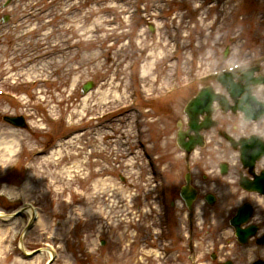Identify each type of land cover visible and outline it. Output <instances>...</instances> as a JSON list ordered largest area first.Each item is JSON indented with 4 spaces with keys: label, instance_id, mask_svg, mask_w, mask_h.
Returning <instances> with one entry per match:
<instances>
[{
    "label": "rangeland",
    "instance_id": "obj_1",
    "mask_svg": "<svg viewBox=\"0 0 264 264\" xmlns=\"http://www.w3.org/2000/svg\"><path fill=\"white\" fill-rule=\"evenodd\" d=\"M4 1L0 85L16 99H0V118L23 116L28 128L0 120V135L14 131L19 142L0 163V264H46L47 253L26 258L34 250L51 252L53 264H132L141 252L128 222L139 233L150 225L141 196L152 171L172 183L180 170L174 135L185 85L264 54V0ZM49 76L51 84L31 85ZM177 78L183 89L159 100ZM88 81L95 89L81 98ZM133 92L134 107L95 120L126 107ZM26 206L38 216L27 234L25 213L5 218Z\"/></svg>",
    "mask_w": 264,
    "mask_h": 264
},
{
    "label": "flooded vegetation",
    "instance_id": "obj_2",
    "mask_svg": "<svg viewBox=\"0 0 264 264\" xmlns=\"http://www.w3.org/2000/svg\"><path fill=\"white\" fill-rule=\"evenodd\" d=\"M257 91L258 94L254 93V96L263 100L264 91ZM217 125V136L225 132L232 135L237 130L236 126L225 121L217 120ZM254 129L253 134L263 136L264 121L257 123ZM205 150L204 158L211 161L190 164L192 184L197 191L191 214L179 200V191L186 174L185 164L184 172L178 173V183L182 184H174L169 190L168 195L172 200L156 208L159 215L153 214L156 226L160 228L157 230L160 241L153 247L165 245V255L175 256L169 260L166 258L162 263L157 261L159 263L156 264H195L194 248L200 245H209L213 250L211 254H202L200 261L206 264H241L246 260L244 251L248 249L251 250L252 260L259 259L260 248L256 241L264 234V158L245 168L238 162H227L225 170H222L219 164L213 162L216 154H208L209 149ZM222 152L225 160L232 157L229 147ZM240 210L245 216H250V225L256 230V238L247 247L238 244L230 226V220ZM144 263L154 264L152 259H145Z\"/></svg>",
    "mask_w": 264,
    "mask_h": 264
},
{
    "label": "water",
    "instance_id": "obj_3",
    "mask_svg": "<svg viewBox=\"0 0 264 264\" xmlns=\"http://www.w3.org/2000/svg\"><path fill=\"white\" fill-rule=\"evenodd\" d=\"M218 81H220L221 83H229L230 82V76L229 75H225V76H222L218 79ZM90 88V85H86L84 88H83V91H87L88 89ZM207 98H209V95H208V91H202L196 100H194L193 102L190 103V105L188 106V108L185 109V114L188 116V118L192 121L193 118L191 119V116H190V111L189 109L190 108H198V107H202L204 105V102L206 103V100ZM212 99L209 100V102L207 103V105L209 103H211ZM9 123H15L13 125L15 126H22V124H19L18 122H21L20 120L17 122L16 120H11V119H6ZM190 121V124H189V127H190V131H194L195 133L198 132V129L197 127H195L193 125V122ZM196 121V120H195ZM17 122V124H16ZM187 135V134H186ZM191 138V137H190ZM184 139H185V134H178V137H177V145L180 147V148H184L185 147V144H184ZM191 141H192V147L197 143V140L195 138H191Z\"/></svg>",
    "mask_w": 264,
    "mask_h": 264
},
{
    "label": "bare ground",
    "instance_id": "obj_4",
    "mask_svg": "<svg viewBox=\"0 0 264 264\" xmlns=\"http://www.w3.org/2000/svg\"><path fill=\"white\" fill-rule=\"evenodd\" d=\"M18 141L14 137V131H9L5 133V136L2 134L0 135V150L2 149L3 154H0V163L5 162V159L7 157V161L9 160L10 155L13 153V148L18 146ZM5 165V164H4ZM7 165V164H6ZM4 166V168H7V166ZM25 214L28 216V218L36 217L38 218L37 214L30 210V209H23Z\"/></svg>",
    "mask_w": 264,
    "mask_h": 264
}]
</instances>
